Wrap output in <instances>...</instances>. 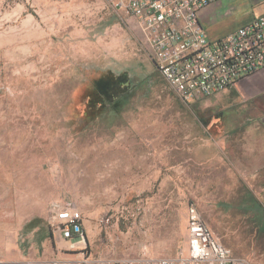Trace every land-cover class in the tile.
<instances>
[{
  "label": "rangeland",
  "instance_id": "rangeland-1",
  "mask_svg": "<svg viewBox=\"0 0 264 264\" xmlns=\"http://www.w3.org/2000/svg\"><path fill=\"white\" fill-rule=\"evenodd\" d=\"M150 52L111 0H0V264L175 256L191 204L264 264V159L223 91L181 99ZM65 207L85 243L51 225Z\"/></svg>",
  "mask_w": 264,
  "mask_h": 264
},
{
  "label": "built area",
  "instance_id": "built-area-1",
  "mask_svg": "<svg viewBox=\"0 0 264 264\" xmlns=\"http://www.w3.org/2000/svg\"><path fill=\"white\" fill-rule=\"evenodd\" d=\"M126 10L150 48L158 72L186 101L220 93L264 68V14L225 36L210 39L198 16L216 0H111ZM60 236L85 243L81 212L65 207L51 221ZM21 264H251L223 245L207 227L194 204L188 207V249L175 256L103 258L87 253L67 261L58 258Z\"/></svg>",
  "mask_w": 264,
  "mask_h": 264
},
{
  "label": "crops",
  "instance_id": "crops-1",
  "mask_svg": "<svg viewBox=\"0 0 264 264\" xmlns=\"http://www.w3.org/2000/svg\"><path fill=\"white\" fill-rule=\"evenodd\" d=\"M261 14H264V0H216L201 9L198 19L207 37L215 39ZM223 97L228 99L227 107H234L240 118L231 132L247 137L246 151L255 159H264V68L224 90ZM255 172L258 176L264 175V165Z\"/></svg>",
  "mask_w": 264,
  "mask_h": 264
}]
</instances>
